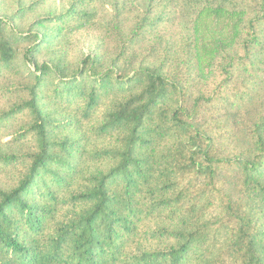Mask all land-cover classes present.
<instances>
[{
	"label": "trees",
	"instance_id": "1",
	"mask_svg": "<svg viewBox=\"0 0 264 264\" xmlns=\"http://www.w3.org/2000/svg\"><path fill=\"white\" fill-rule=\"evenodd\" d=\"M149 1L129 35L119 10L106 26L117 46L107 65L88 56L73 72L38 60L60 32L26 36L0 18V78L27 83L0 109V134L26 116L14 137L33 142L0 153V167L26 163L0 189V264H264V108L246 156H224L207 124L213 107L244 104L264 82V0ZM218 14L237 31L214 52L216 83L192 99L190 22ZM96 17L82 7L48 22L80 29ZM173 19L178 39L161 29ZM60 129L76 136L61 140Z\"/></svg>",
	"mask_w": 264,
	"mask_h": 264
},
{
	"label": "rangeland",
	"instance_id": "2",
	"mask_svg": "<svg viewBox=\"0 0 264 264\" xmlns=\"http://www.w3.org/2000/svg\"><path fill=\"white\" fill-rule=\"evenodd\" d=\"M83 0H0V18H12V24L15 31L32 35L35 32H52L57 35L60 32L59 39H54L51 43V49H45L43 54L38 56L40 62L55 59L60 60L69 66V71L77 70L84 59L88 56H95L102 59L105 65L110 58L114 57L116 44L113 40L106 37L105 29L108 23L114 18L119 10L122 12L123 31L130 34L134 29L135 23L139 17L145 16L149 8V0H88L89 3L82 4V7L95 10L97 17L94 25L87 28H76L74 25L57 24L48 22L53 16H60L68 13L73 8L81 10L80 3ZM156 12L154 16H157ZM45 21L44 24L38 23ZM239 22L236 18L214 15L206 17L195 22H190L193 32V44L195 58L198 63L197 73L190 80V95L194 99L197 92L206 84L216 83V76L213 71L215 50L222 44H230L236 33L234 26ZM70 26V27H69ZM162 25L160 26V28ZM169 36L179 38V32L174 19L170 25L162 27ZM55 30V31H54ZM18 34V33H17ZM31 45L30 42L19 45L20 57L24 51ZM142 51L146 54L147 45L143 46ZM21 63V62H20ZM136 59L132 66H137ZM22 77L17 80H6L0 78V109H10L16 102L19 94L11 95L15 91L14 87L26 85ZM10 89V91H9ZM191 99V100H192ZM190 100V101H191ZM66 106L60 107V116H55V109L50 107L48 112L60 120V124L67 121L68 115L65 112ZM264 108V82L250 93L248 100L244 104L233 102L229 99L222 101L213 107L212 115L207 118L208 126L218 128L216 134L219 136L221 153L224 156L233 158L235 156H246L254 152L253 148V128L252 125L257 120L260 111ZM217 110V114L215 113ZM69 116L75 115V112L68 113ZM26 116L9 124L4 132L0 134V153L4 155L15 154L22 155L33 149V142L28 138L24 140L15 139L14 135L17 127L25 126ZM59 138L75 137L76 133L71 129L58 131ZM26 163L24 160L16 161L10 165L0 167V189H11L15 186L20 173L23 171Z\"/></svg>",
	"mask_w": 264,
	"mask_h": 264
}]
</instances>
